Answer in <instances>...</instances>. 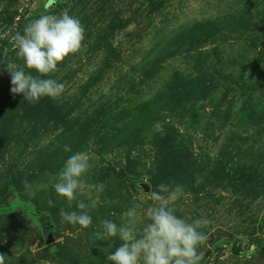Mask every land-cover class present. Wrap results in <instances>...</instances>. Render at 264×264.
I'll return each mask as SVG.
<instances>
[{
    "label": "rangeland",
    "instance_id": "1",
    "mask_svg": "<svg viewBox=\"0 0 264 264\" xmlns=\"http://www.w3.org/2000/svg\"><path fill=\"white\" fill-rule=\"evenodd\" d=\"M0 4V253L6 264H111L107 255L122 242L98 239L101 222L123 223L133 205L143 211L161 183L183 186L177 216L211 221L203 229L200 264H264V0ZM65 8L80 19L85 39L51 75L65 85L55 101L67 121L45 122L24 113L23 94L10 91L8 66L24 67L11 37L41 14ZM84 119H91L90 128ZM164 142V156H157ZM65 145L89 154L87 182L103 184V191L82 192L72 202L55 192L72 154ZM197 177H203L199 185ZM91 199L98 206L89 210V228L63 220L62 211L79 212L76 204Z\"/></svg>",
    "mask_w": 264,
    "mask_h": 264
},
{
    "label": "clouds",
    "instance_id": "2",
    "mask_svg": "<svg viewBox=\"0 0 264 264\" xmlns=\"http://www.w3.org/2000/svg\"><path fill=\"white\" fill-rule=\"evenodd\" d=\"M4 8L0 4V11ZM16 55L22 59L24 67L7 70L11 76L13 94H23V98L36 103L43 97L58 99L65 91V85L51 78L58 71V65L70 55H74L83 46L85 28L78 17L69 14L67 8L57 14H41L30 20L23 34L16 32L12 37ZM25 68L30 70L25 71ZM31 71L38 75L33 76ZM48 77V78H43ZM64 151L72 153L64 162L54 184L55 192L67 201H76L78 194L87 191H103V184H90L87 175L93 167L86 151L72 152L68 146ZM203 182L197 177L196 184ZM25 188H30L27 180ZM183 186L164 184L151 191L149 199L153 201L141 211L140 205H133L123 213V223L117 225L103 220V231L95 235L100 240L116 238L122 243L114 252L107 255L111 264H200L202 253L199 251L206 242L203 231L211 221L207 218L191 222L176 215L175 202L183 194ZM35 195V193H30ZM98 201L91 199L76 204L77 211L61 212L63 220L73 226L87 229L92 224L90 209H95ZM114 241V240H113ZM0 264H6V255L0 253Z\"/></svg>",
    "mask_w": 264,
    "mask_h": 264
},
{
    "label": "trees",
    "instance_id": "3",
    "mask_svg": "<svg viewBox=\"0 0 264 264\" xmlns=\"http://www.w3.org/2000/svg\"><path fill=\"white\" fill-rule=\"evenodd\" d=\"M119 21V23H118ZM113 23H118L116 26H121V20H118V18H115ZM107 35H102L101 38L106 40ZM24 113L27 115H32L33 117H36V119L43 120L45 122H53V123H61L67 121L68 112L62 111L61 106L58 105V103L55 101V99L49 98V97H43L39 99L36 103H30L24 99L22 102ZM85 127H91L92 121L91 119H84L83 124ZM164 145L165 142L160 145V148L158 147L156 150L157 156L160 155V157H163L164 153ZM127 169V167H126ZM48 227V225H47ZM50 227L47 228V232L50 231Z\"/></svg>",
    "mask_w": 264,
    "mask_h": 264
},
{
    "label": "water",
    "instance_id": "4",
    "mask_svg": "<svg viewBox=\"0 0 264 264\" xmlns=\"http://www.w3.org/2000/svg\"><path fill=\"white\" fill-rule=\"evenodd\" d=\"M52 235H51V232H49L48 234H47V242H49V241H51L52 240V237H51Z\"/></svg>",
    "mask_w": 264,
    "mask_h": 264
}]
</instances>
